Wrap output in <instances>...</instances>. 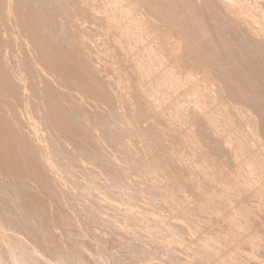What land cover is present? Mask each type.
I'll use <instances>...</instances> for the list:
<instances>
[{
	"label": "bare ground",
	"instance_id": "obj_1",
	"mask_svg": "<svg viewBox=\"0 0 264 264\" xmlns=\"http://www.w3.org/2000/svg\"><path fill=\"white\" fill-rule=\"evenodd\" d=\"M163 1L166 9L164 10L166 12L170 14H174V12L176 11L186 12L187 16L186 15L182 16L179 18L180 19L179 20L163 15L159 3V2L163 3ZM175 1L177 2L178 5L174 6L171 4L170 0H0V17H2L0 19V264H52V263L79 264L81 262L83 263V261H81L82 258L86 259L87 257H88V259H86L87 261L91 259L90 261L91 264H97L96 262H94L96 261V259H94V261L92 262V259L97 254L93 250H92V252H94L93 254L96 253L94 257L93 255H91L93 258L91 256L90 258L89 256L84 257L85 254L83 255L81 253L83 255L81 256V254L78 253L79 252L78 247L82 239L83 241H86L88 245L89 243H91V241H89L88 243L86 237L85 240L83 237H80V239H78L79 237L77 238L79 234L82 235V233H79V231H81V229L78 228L79 225H76L78 228L77 230L74 229L75 226L74 223H76L79 219L77 218L78 220L76 219L77 221L75 222L74 219L75 217L73 218L71 214L72 212L69 211L71 200L67 201L65 199L67 195L66 196L64 195V193L68 192L71 188L70 189L68 188L69 190L66 189V191L64 189L63 191L62 190L63 188L59 186L58 180L60 179L59 181H61L63 175H66L68 173H69L68 177L70 179H72L74 175L76 176L75 174L76 172L79 173V175L81 173L82 177L84 176V178H86V181H89V185L87 184L88 187L86 188L93 189V191L86 189L87 191L90 192L88 193L90 194V196L87 194V192H83V193H81L82 191L79 192L81 186L83 187V188L81 187V189H85L83 185H85L86 182L83 183V185H81L83 182L82 180L85 181V179L79 177L80 179H82L79 181L78 178L79 175L77 174L76 178H78V182L77 181L76 182L80 183L81 186L77 185V183L75 182V180H77L75 176L73 177L75 178L73 179V181L79 189L78 195H80L81 197L88 195L86 196V198L88 197L87 200L89 202L90 199L89 197H91L93 200L95 198L98 199V197L100 199V196H102L103 192H105L107 194H104L105 196L103 195L100 199V201L103 203H101L99 200L96 202L93 201L92 199L91 200L97 204L98 202H100L101 204H103L101 206H104V204L106 203L111 205L109 199L111 198L113 199L115 197V196L112 197L115 189L114 186L120 183V185L116 186L117 189L119 186L122 187L124 185V184L122 185L123 182H125V184L129 183L126 182L127 176H125L126 179L123 178L124 177L123 173H125L126 171L123 173L119 172L121 168L124 166H121V164H119L121 168L118 170V167L116 165L118 160L117 162L114 159L112 160L113 158L112 156L115 155L114 152L117 150V149L113 150V148L114 147L117 148V144H118L116 141L115 143L113 141L114 139L116 140L117 137L116 135H119L116 134L117 129L115 128V132H114L112 130L114 128L112 127L114 125H118V123L115 122L117 119L120 118L124 120L125 118H127L128 116L127 114L129 112L132 113V115H130L129 117L133 116V112H134L135 114L133 117H136L137 120L145 118L146 120L149 121L151 115L150 114H149L150 116L148 115L147 110L149 111L153 110L154 112L157 111L164 112L166 110L167 111L166 115L169 116V118L171 119L172 118L177 119L178 117L181 118V116L182 117L184 116V118L186 116L190 119V123H191L190 126H193L195 128L194 131L197 133L198 139L200 138L204 142H206L205 144L207 145L206 146L207 151L213 157V159L211 158L212 159L211 164L209 162H208L209 164L206 163L205 160L204 164L201 163L202 166L199 167L203 171L207 172L208 170L207 173L211 177L210 179L214 181L216 180V184L218 183V186L216 187V189H214L211 192V194H209V197L208 198L205 197L208 199V201L210 200V202L212 203V205L210 204L212 206V208H210L211 212L217 213L219 215L221 214L222 217L224 216L223 214L226 213V217L229 220V223L227 224L228 226L225 225V227H227V230L226 229L225 230L228 233L227 235L226 234L224 235L228 237L227 238L228 241H230L232 244L240 243L242 246V244H244L242 243V241H244L245 243L247 242V244H249L248 246H251L250 247L251 250H253L255 247L256 249L262 248L258 246H262L261 241L264 238L263 237L264 226L262 224L264 223L258 225L257 224L258 221L253 219L254 218L253 214L256 212L254 211L255 209L259 210L260 208V211L262 210L264 211V0H175ZM198 1L202 3L201 7L197 5ZM67 6L69 7L70 11H72V14L74 13L73 15L69 13L71 17L74 15L80 16L81 17L80 20L82 22H83L82 18L85 20L90 18L91 21L88 20L90 21V23L91 22L94 23L93 22L94 20L97 21V23L95 22L94 27L97 25V30L99 28L103 31V35L102 34L101 35L105 38L107 44H109V47L106 48L104 44L103 45L105 48L104 52H102L103 49L100 50L101 52L98 50L96 51L100 52V54L102 53L103 56H105L104 53L107 54L108 60H110L109 57L112 59L111 64L108 63V60H106L107 65H105L106 62L103 63V65L107 67L108 64H110V66L113 67L114 71L118 72V73L116 72L118 74L117 83L116 81H114L115 82L114 84L109 80L108 78L109 75L107 76L105 74L106 72L105 67H102V64L100 63L99 59H97V61L101 65L97 63L96 59L93 57L92 51H90L89 47L84 44L86 42V41L84 42L85 39L84 36H82L84 34L82 35L80 34L81 31L78 29L77 22L76 21L74 22V20L71 19L70 17L69 19L73 20L72 22L73 24H70L69 19L67 21L64 19L65 15L60 16L61 15L60 13L65 12ZM200 12L203 13V15L201 13V17L199 16ZM66 15L68 17V13ZM7 18L12 20L11 24L9 19H8L9 22L7 20L6 22L8 23H5L4 20ZM61 19H63L67 23L69 22L70 24L69 26L71 27H69L68 24H66L65 22H64L65 24H61L63 23ZM59 21L61 23H59ZM67 29H69L70 31ZM75 29L80 31L79 35H77L78 31ZM88 29H90V31L92 30V28H88ZM88 31H86L87 35H88ZM87 35H86V40L88 43ZM97 35L99 36V34ZM92 39H89V41L90 40L92 41ZM96 40H98V38H96ZM91 45L93 46L94 44H90V46ZM109 48H113L111 53L107 52ZM99 56L96 55V58L97 57L100 58ZM119 85L120 87L121 85H123L122 87L125 88V90L127 91L129 90L128 96L130 100L128 102L126 101L127 103L123 104V106L120 105L122 102H119L121 100V96L118 95L117 93ZM180 95L184 96V100H182L183 98L178 99ZM118 97L120 98V100H118ZM122 97L124 99V96ZM186 101L188 102V104L189 102L193 104L192 114L183 107V104ZM99 108L103 113H100L101 111L98 110ZM90 109H94L95 113L93 112L92 114ZM118 109L125 110V113L123 112L122 114L120 113L121 115H117L119 114L116 111ZM97 110L98 113H100V115L97 113ZM219 115H221V118H219ZM112 116L115 117L113 118L115 119L114 120L115 124L113 121H110ZM160 117L161 116H159V118ZM107 118L110 119L108 120ZM188 118L184 120H187ZM122 120H120L119 122H121ZM151 120L153 119H150V121ZM158 121L160 120L158 119ZM161 121L164 122V120ZM166 121L168 124L169 120ZM142 122L143 121H141V123ZM164 123H165L164 125H166V122ZM170 123L168 124L169 127H170ZM147 124L149 123L147 122ZM157 124L159 125V123ZM215 124H218V126ZM149 125H151V123ZM219 125H221V127H219ZM151 126L154 125L152 124ZM216 126L217 128L219 127V129H216L215 128ZM138 127L139 126L134 125L133 128L138 129ZM141 127L142 126H140V128ZM165 127L167 128V126ZM169 127L165 129L168 130ZM152 128L149 127V129L151 130L147 132V135L148 133H150L155 138L161 139V136H159L158 138L157 135V133L160 131L159 127H158L159 131L158 132L156 131V133H154L155 130L153 131ZM149 129L146 128V130ZM120 131H121L120 133H122L123 135L124 132H122V130ZM168 132L169 134H171L170 129ZM113 133H115V135H113ZM126 133L127 132L124 133L125 137H126L125 135ZM129 133L130 134L128 135L130 139V135H132L133 133L132 134L131 132ZM141 133L142 132L140 131L139 134L141 135ZM160 134H164V133L162 132ZM112 135L116 137L114 138ZM120 135L118 136V141L119 140L121 141V139H119ZM147 135L146 137L144 135V137L147 138ZM112 137L114 139L112 141V144H110ZM127 137L126 140L130 141L131 139L129 140L127 139ZM149 137L151 136H148V138ZM122 138L124 137L122 136ZM180 138L182 139V136H180ZM140 140H142V138ZM124 142L126 141L124 140ZM155 142H157V140ZM162 142L164 144V140L163 141L161 140V143ZM119 143L122 144V142ZM231 143L232 144L234 143L233 147ZM121 144H119V146H122ZM160 144L158 143V145ZM47 145H49V147H47ZM112 145H114V147ZM124 145H125L124 147H126V144ZM148 145L150 144L148 143ZM119 146H118V151L120 149L121 150L120 153L123 150L127 151V149L131 148L130 145H128L129 148L126 147L127 149L124 147H122L124 149H121ZM151 146L149 147L153 148ZM109 147H112L111 148V151L113 152L112 154L110 153L111 151H109ZM137 147L139 146H136V148ZM143 147H144V142H143ZM126 151H123L122 153L126 155L125 154ZM133 152L136 153L134 150ZM127 154H130V151H128ZM137 154H139V151ZM171 154L174 153L172 152ZM121 157L122 159L118 158L119 162H121L123 159L126 160L128 156L126 158H124L125 156L124 157L121 156ZM139 158L140 157H138V159ZM178 158L179 157L174 159H178ZM222 158H226L225 163L227 162L229 165L228 164L225 165L230 166V167H226V169L227 168L229 169V170L227 169L228 171L226 170V174L223 173L224 172L223 170H225L222 164L223 162L221 163L222 165L218 164L219 162L216 163L218 160H222ZM151 159L153 160V158ZM165 160H168L166 159V156H165ZM162 161L160 162V164L163 163ZM188 161L190 162V160ZM142 162H146V161L143 160ZM135 163L138 164V161ZM152 163L153 161L150 162V164ZM158 163L159 161L155 163L156 166L155 164L152 165H154V167L156 168L158 167L157 166ZM150 164H146V165L148 166ZM213 165H216V167H218L219 169H215ZM132 167L134 168L135 166ZM146 167L144 169H146ZM147 168L151 169L152 167L150 165V167ZM162 168L163 167H161V169ZM179 168L181 169L182 167ZM136 169L133 171H136ZM157 170L159 171L160 168ZM142 171L144 173L147 172L150 173V171H146V172L144 170ZM154 171L155 170H153V172ZM71 173H73V175ZM129 173L131 175V172ZM150 174L152 175V177L155 174L154 178L156 177L155 172L154 174L153 173ZM203 174L201 177H203ZM221 174L223 175L222 177ZM126 175L128 174L126 173ZM137 176L139 175L137 174ZM143 178L144 177H142V179ZM189 178L191 179V177ZM99 179L103 181L102 184H100L101 181H99ZM132 179L135 178L132 176L130 180ZM64 180L65 179H62L61 181L62 185L64 184L63 183ZM66 181L68 182V180L66 179L64 181L65 184ZM70 181H71V185H73L74 183L72 182V180ZM96 181H98L99 183L98 182L96 183ZM152 181L154 182V180ZM152 181L150 180V182ZM198 182L200 183V181ZM136 183H139V180ZM142 183H145V181ZM68 185L69 184L67 183V186L65 185V187L67 188ZM75 186H72L75 188V190L74 188H72L74 191L77 190L76 189L77 187ZM98 186H101L104 190L102 191V193L101 192L98 193L99 196L98 195L95 196L94 193L97 192L96 190L98 191L102 190L99 189ZM128 186L130 185L128 184ZM128 186L125 185V187L123 186V188L126 190L127 189L126 187ZM134 186L136 188V185ZM139 186L141 187V185ZM109 187H114V189L111 188L113 190L111 195H109L111 191H109L110 193L107 192L108 189L111 190ZM140 187L139 189L144 188V186H142L141 188ZM197 187L199 188V186ZM123 188L121 192H124ZM132 188H133L132 190H134V187ZM129 189L131 190V188ZM151 189L152 188H150V190ZM144 190L147 194L146 188ZM72 191H70L71 198L73 197L72 195L75 194L74 192L72 193ZM62 192L64 193L62 194ZM172 192L168 195L170 201L175 198L174 197L175 195L173 196L174 192L173 193ZM91 194L92 196L93 195L94 196L92 197ZM132 194L134 193L131 192V195ZM141 194L142 193L138 195L141 196ZM60 195L65 196L63 197L65 201L63 200L62 197H60ZM78 195L77 197L74 195L75 196L74 198L78 199ZM121 195L122 194H120V196ZM131 195H130L131 198L135 196V194L132 196ZM155 195L157 196V194ZM109 196H111V198H109ZM104 197H106L105 198L106 203L102 201V198ZM74 198H72L71 201L73 202V204L78 201V200L73 201ZM86 198L84 199V197L83 198L79 197V199H81L79 201L81 202L83 200L85 201ZM117 198L118 197L114 199L117 201ZM120 198L121 197H119V201ZM122 198L121 200H123ZM187 198H185V200ZM114 199L112 203L115 202ZM62 200L65 203L67 201V204H63ZM137 200L138 199H136V201ZM166 200L163 201V204ZM61 201H62V205L60 203ZM179 201L181 202V200ZM208 201H207V207L209 206ZM49 203L50 204L53 203L52 205H54L55 203V207L54 206L51 207ZM95 203H93L92 205V202H90L92 206L88 203L87 204L90 206V208L94 207L96 209V205H94ZM136 203L138 204V202ZM175 203L177 202H174L173 205ZM77 204L75 203V206ZM131 204L129 205V207L131 206ZM203 204H205V202ZM256 204L258 208L255 206ZM63 205L68 207V211L71 213H69L68 211L64 212V209L62 210ZM88 205L87 207L89 208ZM80 206L81 205H79V207ZM101 206L99 208H101ZM123 206L124 205H122V207ZM53 207L54 209L55 208L56 209L54 210ZM84 207L86 206L84 205ZM108 207L110 206L108 205ZM175 207H177L178 209L177 205H175ZM51 208L53 209V212H50ZM80 208L79 211H82L83 209L81 208L82 210H80ZM90 208L89 211L94 209V208L91 209ZM204 208L203 206L201 207V209L205 210L206 208L205 209ZM104 209L105 206L103 210ZM146 209L148 208H146L145 206V210ZM165 209H167L166 206ZM65 210H67V208ZM85 210L88 211L87 209ZM100 210L102 211V209ZM151 210L149 209V211ZM187 210L186 213H184L185 215H189V213H191L188 210L189 213L187 214ZM111 211L114 212V210L112 209ZM173 211L175 212V210ZM67 212L71 215H68ZM135 212H137V210ZM139 212L141 211H138V213ZM183 212H185V210ZM183 212L182 213L179 212V214L182 215ZM94 213L91 214L94 215ZM97 213L95 214L99 216L100 212L98 213L99 215ZM74 214L77 215L76 213ZM107 215L109 216V214ZM107 215L105 216L106 219L109 218ZM110 216L111 218H113L112 217L113 214ZM134 216L132 218L133 220H134ZM193 216L194 215H192V217ZM260 216L259 217L257 216L258 218H260L259 220H261L262 218ZM94 217L96 216L94 215ZM178 217L177 215H175V219H177ZM198 218L199 217H197V220ZM100 219H102V217ZM141 219L143 218L141 217ZM187 219L189 220L191 225H193L192 224L193 220L191 221L189 217L186 216V220ZM119 220L121 219H118V221ZM123 220L125 221L127 220V218ZM197 220H195V223L197 222ZM81 221L79 223H81ZM200 221L202 223V221L204 220H200ZM215 221H217V219ZM105 222H107V220H105ZM148 222H153V221H148ZM189 222L187 221V223ZM76 224H78V222ZM102 224L100 223V225ZM125 224L127 223H124L123 225ZM137 224L138 223H136V225ZM151 225L153 226V224ZM67 226L70 227L73 226V229L67 231L64 229L65 227L67 229ZM148 226L145 225L144 228L146 229L148 228ZM162 226L164 225L161 226L158 225L156 227L157 229L158 227L159 228L161 227L164 230L165 226L164 227ZM55 227L56 228L63 227L62 229L64 230V232L67 231L66 233L61 231L62 237H64V235L67 236L68 233L70 234V236H72V239H70L71 241L70 240L68 241L69 242L68 244L66 240L68 239L67 237L63 240H66L64 241L66 242V245L70 244V246H72L73 244L72 246L74 247L73 249L70 246L69 247L71 249L69 248L65 249V246L60 245V242H58L60 239H57V237H59V234L58 236L56 234L57 236L56 237L55 232H53V230L56 229ZM70 227H68V229H70ZM187 227L188 226H186V228ZM193 227L194 228L196 227L195 228L196 230L198 228L196 225L195 226L193 225ZM193 227L191 228L192 232L194 229ZM151 228L153 227H150V229ZM103 229L105 228L103 227ZM108 229L109 228H107L106 230ZM148 230L149 228L146 229V231L151 235L150 232L153 231V229H151V231L149 230L150 232ZM163 230H159V232ZM169 230H167L168 231L167 235H169L168 237L170 238V240H168L170 241L169 242L170 245L173 244V242H175V244L180 243L182 245L181 243L182 239L180 240L179 238L178 240L177 237H174V233ZM199 230H201V228ZM88 231L90 230L86 231L87 235H88ZM59 232H57L56 229V233ZM154 233L157 234V232ZM195 233L198 234L197 232ZM89 234L92 236L90 232ZM139 235H141V233ZM167 235L165 234V236ZM224 235L222 237H225ZM142 236L144 235H141L140 237ZM186 236H188V234ZM218 236L219 235H217V237L215 236L210 238L208 237L209 238L208 241H210V243L212 242L213 244L211 245V247L209 245V242L206 241L207 240L206 237H205L206 240L204 241L200 240L201 242L202 241L203 242L202 243L199 242L201 244L199 248L204 249L203 251L208 250L209 252H211L210 255L213 253V251L216 252L214 253L215 255L212 254V256L214 257H216V255L219 257L217 258L218 261L216 259L214 261V263L216 264H242L243 262L242 263L236 262V259H238L237 258L238 256L236 257V255H238L239 249L241 250L240 248L241 246L239 247V245L235 244V246H232V248L234 247L233 250L225 251V246L222 247V245H224L226 239L221 237V239L223 240L225 239L224 242H222L223 240L220 241V236L219 238ZM165 238L166 237H164V239ZM148 239L150 238H147V240ZM79 240L80 242H78ZM154 240L152 239L151 241ZM155 241H154L155 244H159L157 243L158 242L157 240ZM168 241L166 240V243ZM64 242L62 243L65 245ZM95 243L94 245H96ZM162 243L163 245L166 244V243L164 244V242ZM87 244H84L83 246H86ZM185 244H187V242ZM136 245L140 246L142 244L136 243ZM152 245H149L150 248ZM217 245L221 246L222 250L224 248V250L219 251L220 248L219 249L216 248ZM92 246L93 245L91 244L90 249H92L93 247H95L96 249V246L93 247ZM156 246L157 245H155L153 249L157 248ZM81 247H80V252L82 251L83 253H85V251H83ZM133 248L132 250L135 251L136 247ZM162 248H164V246ZM99 249L101 248H98L97 250ZM196 249L197 248H195V250ZM138 250H136L135 252L140 254L141 250L139 251L140 253L138 252ZM177 250L179 251L180 249ZM198 251L200 253V251L202 250H198ZM243 251L244 250L239 252H243ZM220 252L221 255L219 254L220 255L219 256L217 253ZM252 252L254 251H251L249 253ZM195 253L197 254L196 256H199L198 255L199 253H197L196 251ZM262 253H264V251ZM90 254L92 253L90 252ZM183 254H185V252ZM101 255L99 254V256L97 257H100ZM170 255L174 256L171 252L168 256ZM79 256H81L80 259L81 262H79V258H80ZM140 256H142V254H140ZM140 256L138 258H140ZM247 256H251V255L247 253ZM247 256H245L246 259L250 258L251 261L252 260L251 257H247ZM253 256H255L254 253ZM257 256H255V258ZM76 258L78 259L79 263H77ZM175 258H179V257H175ZM244 259L245 258H243V260ZM252 261H256V259ZM90 262H87V264H89ZM169 262L171 263L172 261ZM209 262L211 261L209 260ZM165 263L168 264L167 261Z\"/></svg>",
	"mask_w": 264,
	"mask_h": 264
},
{
	"label": "rangeland",
	"instance_id": "obj_2",
	"mask_svg": "<svg viewBox=\"0 0 264 264\" xmlns=\"http://www.w3.org/2000/svg\"><path fill=\"white\" fill-rule=\"evenodd\" d=\"M170 2H171V4L172 5H178L177 4V2L175 1V0H170ZM173 2H174V4H173ZM160 3V9L162 10V14L163 15H165V16H167V17H170V18H174V19H179L180 17H182V16H187V14H186V12H180V11H176V12H174V14H170V13H168V12H166L165 10V5H164V1H163V3H161V2H159ZM165 4H166V2H165ZM171 5V6H172ZM197 5L198 6H200L201 7V5H202V3L200 2V1H198V3H197ZM165 9V10H164ZM67 11V12H66ZM201 11V10H200ZM68 13V17H67V14ZM69 13H71V15H73L72 14V11H70V9H69V7L67 6V9H65V12L64 13H60L61 15L60 16H64V19L67 21L70 17H71V15H69ZM198 13V12H197ZM201 13L202 12H200L199 14H196V15H199L200 17H201ZM202 15H203V13H202ZM72 17H75V18H72ZM71 17V19H73L74 20V22L76 21L77 22V24H78V29L81 31V35L82 34H84V35H82V36H84V44L86 45V46H88L89 47V50L90 51H92V54H93V57L96 59V61H97V59H99V61H100V63L102 64V67H105V69H106V72H105V74L108 76V78H109V80L112 82V83H114L115 84V82L114 81H116V83H117V78H118V72L117 71H114V69H113V67L112 66H110V64H111V61H112V59L109 57V59L110 60H108V56H107V54H105L104 53V55L105 56H103L102 55V53L100 54V50H102V52H104L105 51V48H104V46L107 48V47H109V44H107V41L105 40V38L102 36L103 35V31L101 30V29H99L98 28V30H97V25L94 27V25H95V22L97 23V21L96 20H94L93 22L94 23H90V21H91V19L90 18H88L87 20H85V19H83L82 18V20H83V22L80 20L81 19V17L80 16H72ZM2 17H0V19H1ZM9 18H11V17H9ZM9 18H7V19H5L4 21H5V23H8L9 22V20H10V24L12 23L11 21V19H9ZM63 18V17H62ZM9 19V20H8ZM71 19H69V21H70V24H73L72 22H73V20H71ZM8 20V22H6ZM60 20V19H59ZM88 20H90V21H88ZM180 20V19H179ZM61 21L63 22V23H61L60 21H59V23H61V24H68V26L70 25L69 24V22L67 23V22H65L63 19H61ZM80 21H81V23H80ZM65 22V23H64ZM89 22V23H88ZM84 23V24H83ZM86 24V25H85ZM90 24V25H89ZM66 27H67V25H66ZM69 27H71V26H69ZM68 27V28H69ZM92 28V30L90 31V29H88V28ZM81 28V29H80ZM87 29V30H86ZM93 29H94V31H93ZM67 30H69V29H67ZM75 30H77V29H75ZM79 30H77L78 32H77V35H79ZM82 30H83V32H82ZM88 31V35H87V32L86 31ZM96 30H97V32H96ZM100 30V31H99ZM70 31V30H69ZM93 31V32H92ZM85 32H86V34H85ZM92 32V33H91ZM96 32V33H95ZM95 33V34H94ZM97 34H99V36L97 35ZM102 34V35H101ZM80 35V36H81ZM86 35H87V39H88V43H87V40H86ZM94 35V36H93ZM98 36V37H97ZM98 38V40H96V38ZM93 38V39H92ZM89 39H92V41L90 40L89 41ZM93 40H94V42H93ZM96 40V41H95ZM89 42H90V44H94L93 46L91 45L90 46V44H89ZM97 42V43H96ZM101 42V43H100ZM109 43V42H108ZM88 44V45H87ZM100 44V45H99ZM105 44V45H104ZM104 45V46H103ZM107 45V46H106ZM98 46V47H97ZM101 47V48H100ZM112 49L113 48H109V50H107V52H109V53H111V51H112ZM96 50H98V51H100V52H98V51H96ZM93 52H95V53H93ZM96 53H98V54H96ZM96 55L97 56H99V55H101V56H99L100 58H96ZM102 56H103V58H102ZM105 58V59H104ZM101 59V60H100ZM105 60V61H104ZM106 60H108V63H110V64H108V66L106 67V66H104L103 65V63H105V65H107V61ZM97 63H99L98 61H97ZM99 63V65H101ZM111 69V70H110ZM108 70V71H107ZM111 71V72H110ZM108 72V73H107ZM117 72V73H116ZM111 73V74H110ZM123 85H121V87H122ZM120 87V85H119V88H118V90H117V93H118V95H120L121 96V100H120V96L118 97V100H120L119 102H122L120 105L121 106H123V104H125V103H127L130 99H129V94H128V91L127 90H125V88H121ZM123 90H121V89ZM120 92V93H119ZM126 92H127V95H126ZM124 95H123V94ZM122 94V95H121ZM122 96H124V99H123V97ZM128 96V97H127ZM179 97V96H178ZM182 99V100H184V96H181L180 95V97L178 98V99ZM127 101V102H126ZM191 103L189 102V104H188V102L186 101L184 104H183V107L185 108V109H187L189 112H191V114H192V110H193V104H191ZM189 108V109H188ZM91 110V112H92V114H93V112L95 113V110L94 109H90ZM99 111H101V109L99 108L98 109ZM98 110H97V113H98ZM117 111V113H119V114H117V115H121L123 112L125 113V110H123V109H118V110H116ZM121 111V112H120ZM153 111V110H152ZM151 110L149 111V110H147V113H148V115L150 114L151 115V117H150V119H153V120H151L150 121V119H149V121L148 120H146L145 118H143V119H136V117H133L134 116V112H133V116H131V117H129L130 115H132V113L131 112H129L127 115V118H125L124 120H126V121H124V120H122V119H117L115 122L116 123H118V125H114L115 124V122H114V120L115 119H113V118H115V117H111V120L110 121H113L114 122V126L112 127V128H114V129H112L114 132H115V128L117 129L116 131V134H121L120 135V138L119 139H121V141L119 140L118 141V136L119 135H116V136H113V135H115V133H113V137L115 138L116 137V140L112 137V140H111V143L110 144H112V141H113V139H114V143H115V141L118 143L117 144V148H115L114 147V145H112L114 148H113V150H116L115 152H114V156H112L111 158H112V160L114 159L116 162H117V160H118V162H117V167H118V170L121 168V166H124V167H122L121 168V170L119 171V172H125V173H123L124 175V179H126L127 178V181L126 182H129V183H126L125 184V182H123L122 183V185L125 187V185H127L128 186V184L130 185V186H132V187H134V190H132L133 188L132 187H130V186H128V187H126L127 189L125 190L124 188H123V186L121 187V186H119L117 189H116V186H118V185H120V183L118 184V185H116V186H114L115 187V189H114V187H109L110 189L112 188V189H114V192H115V194H114V192H113V195H112V197H114L115 199H116V197H118L117 198V201L114 199V201L115 202H113L112 203V201H113V199L111 198V196H109V198H111V199H109V201L111 202V205L110 204H107L106 202H105V198L107 197H104V198H102V201H104V203H106L107 204V206H106V204H104V206H105V209L103 210V208H104V206H101V205H103V204H101V203H103V202H101L100 201V199H101V197L104 195V194H107V193H105V192H103V194H102V196H100V199H99V197H98V199L97 198H95L94 200L91 198V197H89L90 199H89V202H88V197L86 198V196H90V194H88V193H90L89 191H87V190H91V191H93V189H87L86 187H88L87 186V184L89 185V181H86V178H84V176L82 177V174L80 173V175H79V173H75L76 174V176H77V174L79 175L78 176V178L80 177H82L83 179H85V181L84 180H82V179H80L79 178V181L80 180H82L83 182H82V184L81 185H83V183H85V185H83L84 187H85V189H81V185H80V183H77L78 182V178H76V176H75V178L77 179V180H75V182L77 183V185H80L79 187H80V190L78 189V187H77V185L74 183V181H73V179H75V178H73L72 177V179H70L68 176V174H66V175H63V178L62 179H67L68 180V182L66 181V184H65V180L63 181V183L67 186V183L69 184L68 185V187L66 188L65 187V185L63 184L62 185V183H61V181H62V179H61V181H59L58 180V183H59V186H61V188H63L62 190L64 191V189H65V191H66V189H72V188H74V187H72V186H75V187H77L76 189V191H74L75 190V188H74V190L72 191L71 189L68 191V192H62V194L64 193V195L66 196L67 195V197H65L64 195L63 196H61L60 195V197H65V199L67 200V201H72V198H74L75 196L77 197V195H78V190H79V192L80 191H82L81 193H83V192H87V194L88 195H86V196H83L84 197V199L86 198V200L84 201H79V200H81V199H79V197L80 198H83V197H81L80 195H78V199H76V198H74V200L73 201H77L78 202V204H77V202H75L77 205L75 206V203L73 204V202H71L70 201V203H71V205L69 206V211H71V212H69L68 211V207H66L65 205H63L62 206V210L64 209V212H66V211H68L69 213H71L72 214V216H73V218L75 219V222L79 219L80 221H81V223H83V224H81V223H79L80 221L78 220L77 222H78V224H76V223H74L75 224V226L76 225H79L78 226V228L79 229H81V231H87V230H90V231H88V235H87V232L85 231V233H84V231L83 232H81V231H79V233H82V235L81 234H79V236H77V238L78 239H80V237H83L84 238V240H85V237H86V240H88V243H89V241H91V243H89V245L87 244V242L86 241H83V239H82V241H81V243H83V244H79V247H78V249H79V252L78 253H82L83 255H84V257L86 256H89V258H90V256L91 255H93V257H94V255L96 254V256L93 258L92 256V262L94 261V259H96V261H94V262H96L97 264H152V263H155V264H159V262H160V264H166L165 262L167 261L168 262V264H186V262H187V264H199V263H201V264H216V263H214V261H215V259L218 261V259L217 258H219L217 255H216V257H214V256H212V254L213 255H215L214 253H216V252H214L213 251V253L210 255V253L211 252H209L208 250H205V251H203L204 249H201V248H199L200 247V243L199 242H201L200 240H206V238H207V242H209V245H210V247H211V245H213L212 244V242L210 243V241H208V239L210 238V237H217V235H219L220 236V241H222L223 239H221V237L224 235V234H226L227 235V227H225V225L226 226H228L227 224L229 223V220L227 219V217H226V213L225 214H223L224 216L222 217V215L220 214H217V213H212L211 212V210H210V208H212V203L210 202V200L208 201V197H209V194H211V192L214 190V189H216V187L218 186V183L216 184V180L214 181V180H212V179H210L211 177L209 176V174L207 173L208 172V170H207V172L206 171H203L202 169H200L199 167H201L202 165H201V163L202 164H204V161L206 162V163H210L211 164V162H212V159H213V157L211 156V154L207 151V148H206V142H204L202 139H198V137H197V133L194 131V127L193 126H190V119L188 118V117H186L185 116V118H184V116L182 117L181 116V118H177V119H175V118H169V116H167L166 115V113H167V111L165 110L164 112H152ZM188 112V113H189ZM96 113V114H97ZM100 113H103L102 111L100 112ZM100 113H98L99 115H100ZM121 113V114H120ZM146 113V114H147ZM158 113V114H157ZM161 113V114H160ZM95 114V115H96ZM155 114V115H154ZM190 114V113H189ZM102 115H104V114H102ZM149 115V116H150ZM158 115V116H157ZM166 117H165V116ZM159 116H161V117H165L164 119L163 118H159ZM125 117H126V115H125ZM160 120V121H158V119ZM131 118V119H130ZM155 118V119H154ZM186 118H188L187 120H184V119H186ZM219 118H221V115H219ZM108 120L110 119V118H107ZM157 119V120H156ZM180 119V120H179ZM120 120H122L121 122H119ZM129 120V121H128ZM130 120H131V122H130ZM161 120H164V122H166V125H164L165 123L163 122V121H161ZM166 120H169L168 121V124L170 123V121L171 120H173V121H171V123H170V127H169V125L167 124V121ZM141 121H143L142 123H141ZM155 121H158V122H155ZM128 122H130V123H128ZM133 122V123H132ZM137 122V123H136ZM138 122H139V124H138ZM147 122L150 124L151 123V125L153 124L154 126H151V125H149V124H147ZM161 122V123H160ZM189 122V123H188ZM157 123H159V125L157 124ZM130 124H132V125H130ZM141 124V125H140ZM134 125L135 126H139L138 127V129H135V128H137V127H135V128H133L134 127ZM144 125H145V127H144ZM161 125V126H160ZM164 125V126H163ZM215 125H217L218 126V124H215ZM117 126V127H116ZM140 126H142L141 128H140ZM150 128H152L153 129V131H154V133H156V131L158 132L159 130H158V127H159V129H160V131L157 133V135H158V138H159V136H161V139H157V138H155L153 135H151L150 133H148V135H147V132H149L151 129H149V127ZM156 126V127H155ZM165 126H167V128L169 127V129H170V133L171 134H169V129L168 130H166L167 128L165 127ZM189 126V127H188ZM217 126L215 127L216 129H219V127H221V125H219V127L217 128ZM155 127V128H154ZM162 127V128H161ZM163 127H165V128H163ZM171 127H172V129H171ZM145 130H144V129ZM146 128H148L149 130H146ZM193 128V129H192ZM122 130V132H127L125 135H126V137H127V139H129V135L128 134H130L129 132H131V134L132 135H130V141H128V140H126V137L124 136V133H123V135H122V133H120L121 131L120 130ZM137 131V130H139V131H135V130ZM143 129V130H142ZM163 129V130H162ZM166 131H165V130ZM191 129V130H190ZM162 130V131H161ZM178 130V131H177ZM220 130H221V128H220ZM119 131V132H118ZM136 133H135V132ZM142 132L141 133V135L139 134V132ZM146 131V132H145ZM164 133V134H160V133ZM172 132H173V134H172ZM175 132V133H174ZM178 132V133H177ZM146 133V134H145ZM166 133V134H165ZM188 133V134H187ZM196 133V134H195ZM135 134V135H134ZM136 134H137V136H136ZM150 134V135H149ZM160 134V135H159ZM189 134H191L192 135V137H191V135H189ZM139 135V136H138ZM144 135H145V137H146V135H147V138H145L144 137ZM164 135V136H163ZM170 135H172V136H170ZM122 136L124 137V138H122ZM148 136H151V137H149L148 138ZM170 136V137H169ZM175 136H178V137H175ZM180 136H182V139L180 138ZM133 137V138H132ZM135 137H136V139H135ZM139 137H141L142 138V140H140L141 138H139ZM144 137V138H143ZM162 137H163V139H162ZM174 137H175V139H174ZM184 137H185V139H184ZM153 139V140H151V139ZM154 138H155V140H154ZM167 138V139H166ZM186 138H187V140H186ZM192 138H194V139H192ZM123 139V140H122ZM192 139V140H191ZM197 139V140H196ZM124 140L127 142H124ZM157 140V142L160 144L161 143V140L163 141L164 140V144H163V142L160 144V145H158V143L157 142H155ZM167 140V141H166ZM179 141V142H178ZM183 141V142H182ZM188 141V142H187ZM119 142H122V144L121 143H119ZM129 142V143H128ZM143 142H144V147H143ZM183 144H182V143ZM184 142H185V144H184ZM190 142H191V144H190ZM113 143V144H114ZM126 144V147L127 148H129L128 147V145H130V147L131 148H129V149H127L126 147H124L125 145L124 144ZM132 143V144H131ZM148 143L150 144V145H148ZM188 143V144H187ZM119 144H121L122 146H119ZM147 145V147H146V145ZM167 146H166V145ZM192 144H193V147H192ZM232 144V143H231ZM234 144V143H233ZM232 144V147L234 146ZM152 145V146H151ZM156 145V146H155ZM180 145H183V146H180ZM118 146L121 148V149H124V148H126L127 149V151L126 150H123V151H126V155H124V153H120V149H119V151H118ZM136 146H139V147H137L136 148ZM149 146H151V147H153V148H150ZM159 146V147H158ZM166 146V147H165ZM47 147H49V145H47ZM122 147H124V148H122ZM144 149H143V148ZM196 147V148H195ZM111 148L112 147H109V151H111ZM136 148V149H135ZM147 150H146V149ZM158 148V149H157ZM180 148V149H179ZM46 149V148H45ZM152 149V150H151ZM154 149H156V150H154ZM184 149V150H183ZM188 149V150H187ZM133 150L136 152V153H134L133 152ZM142 150V151H141ZM175 150V151H174ZM193 150V151H192ZM48 151H49V149H48ZM128 151H130V154H127L128 153ZM131 151H132V153H131ZM138 151H139V154H137L138 153ZM146 151V152H145ZM182 151H183V153H182ZM145 152V153H144ZM151 152V153H150ZM174 153V154H171V153ZM192 152V153H191ZM199 152V153H198ZM111 154L113 153L112 151L110 152ZM116 153H118V154H116ZM120 153V154H119ZM156 153H157V155H156ZM182 153V154H181ZM194 153H196V154H194ZM123 154V155H122ZM133 154H136V155H133ZM184 154V155H183ZM187 154V155H186ZM198 154V155H197ZM202 154V155H201ZM210 154V155H209ZM120 157H119V156ZM139 155V156H138ZM148 155V156H147ZM150 155H152V156H150ZM170 155V156H169ZM179 155V156H178ZM180 155H181V158H180ZM186 155V156H185ZM193 155V156H192ZM209 155V156H208ZM121 156H125L124 158H126L127 156V161L126 160H120L121 162H119V159L121 158L122 159V157ZM136 156H138V157H140L139 159H138V157H136ZM142 156V157H141ZM147 156V157H146ZM159 158H157V157ZM165 156H166V159H168V160H165ZM173 156V157H172ZM184 158H183V157ZM211 156V157H210ZM117 157V158H116ZM130 157V158H129ZM134 157V158H133ZM136 157V158H135ZM149 157H151V158H153V160L151 159V158H149ZM154 157H155V159H154ZM169 157V158H168ZM171 157V158H170ZM177 157H179L178 159H174V158H177ZM119 158V159H118ZM131 158H133V159H131ZM144 158V159H143ZM147 158H149V159H147ZM157 158V159H156ZM173 158V159H172ZM212 158V159H211ZM131 159V160H130ZM138 159V160H137ZM210 159V160H209ZM225 159L226 158H222V160H216L217 162L216 163H218V164H220V165H222L223 164V167H224V169L225 170H223V169H221V170H223L224 172L223 173H225L226 174V170L228 169H226V167H230V166H228L229 164L226 162L225 163ZM143 160H145L146 162H142ZM153 161V163L152 164H155V163H157L158 161H159V163L157 164V166L158 167H154V165H152V164H150V162H152ZM155 160V161H154ZM162 160H164V161H162L163 163H161L162 164V166H161V164H160V162ZM174 160V161H173ZM179 160V161H178ZM184 160V161H183ZM188 160H190V162L188 161ZM224 160V161H223ZM130 161V162H129ZM138 161V164L137 163H135V162H137ZM157 161V162H156ZM178 161V162H177ZM182 163H181V162ZM114 162V161H113ZM115 162V163H116ZM126 162V163H125ZM135 164H134V163ZM142 162V163H141ZM174 162V163H173ZM185 162H186V164H185ZM223 162V163H222ZM132 163V164H131ZM145 163V164H144ZM181 163V164H180ZM184 163V164H183ZM208 163V164H209ZM215 163V164H216ZM222 163V164H221ZM119 164H121V166L119 165ZM141 164V165H140ZM143 164V165H142ZM146 164H150L151 165V167L153 168V170H155L154 172L156 173V177L154 178V176H155V174H154V172H153V170H152V168L150 169V168H147V167H150V165H146ZM225 164H228V165H225ZM144 165H146V166H144ZM164 165V166H163ZM166 165V166H165ZM170 165V166H169ZM182 165V166H181ZM184 165V166H183ZM120 166V167H119ZM125 166H126V168H125ZM132 166H135L134 168L136 169V171H133V170H135ZM138 166V167H137ZM144 166V167H143ZM155 166H156V164H155ZM163 167L162 169H161V167ZM195 166V167H194ZM198 168H197V167ZM214 167H215V169H219L218 167H216V165H213ZM131 167V168H130ZM140 167V168H139ZM146 167V169H149V170H146V169H144ZM179 167H182L181 169L179 168ZM155 168V169H154ZM160 168V170L158 171L157 169H159ZM167 168V169H166ZM196 168V169H195ZM125 169H129L128 171L127 170H125ZM146 170V171H150V173H153L154 175H153V177H152V175L149 173V172H147V173H144L143 171L141 172V171H139V170ZM188 169V170H187ZM124 170V171H123ZM152 170V171H151ZM175 170V171H174ZM229 170V169H228ZM227 170V171H228ZM145 171V172H146ZM158 173H157V172ZM180 171V172H179ZM199 171V172H198ZM201 171V172H200ZM213 171V170H212ZM129 172H131V175H130V173ZM136 172H138V173H136ZM160 172V173H159ZM174 172V173H173ZM177 172H179V173H177ZM195 172V173H194ZM204 172H206V173H204ZM126 173L128 174V175H126ZM136 173V174H135ZM143 173V174H142ZM164 173V174H163ZM169 173H170V176H169ZM190 173V174H189ZM199 173H200V175H199ZM204 173V174H203ZM72 175H73V173H71ZM137 174L139 175V176H137ZM149 174H150V176H149ZM202 174H203V177H201L202 176ZM130 175V176H129ZM141 175V176H140ZM143 175V176H142ZM144 175H146V176H144ZM149 177H148V176ZM168 177H167V176ZM191 175V176H190ZM207 175V176H206ZM64 176H66V177H64ZM125 176H127L126 178H125ZM132 176L135 178V179H132V180H130L131 178H132ZM137 176V177H136ZM163 176H165V177H163ZM179 176V177H178ZM223 175L221 174V177H222ZM69 179H68V178ZM71 177V176H70ZM142 177H144L143 179H142ZM146 177V178H145ZM148 177V178H147ZM159 177V178H158ZM162 179H161V178ZM189 177H191V179L189 178ZM193 177V178H192ZM195 177V178H194ZM200 177V178H199ZM207 177H208V179H210V180H208L207 179ZM169 178V179H168ZM172 178V179H171ZM129 179V180H128ZM161 179V180H160ZM164 179V180H163ZM175 179H177V180H175ZM184 179H185V182H184ZM189 179V180H188ZM70 180H72V182L74 183H72L73 185H71V181ZM135 180V181H134ZM139 180V183H136L137 181ZM150 180L152 181V180H154V182H156V183H154L153 181V183L152 182H150ZM187 180V181H186ZM192 180V181H191ZM207 180V181H206ZM211 180H212V182H211ZM70 181V182H69ZM99 181H101L100 182V184H102V180H100L99 179ZM125 181V180H124ZM145 181V183H146V185H145V183H142V182H144ZM178 181V182H177ZM198 181H200V183L198 182ZM210 181V182H209ZM98 181H96V183H97ZM134 184H133V183ZM141 182V183H140ZM172 182V183H171ZM180 182V183H179ZM99 183V182H98ZM149 183H150V185H149ZM197 183V184H196ZM206 183V184H205ZM104 184V183H103ZM141 185V187L142 186H144V188H142V189H139V185ZM152 184H153V186H152ZM160 184V185H159ZM175 184H177V185H175ZM205 184V185H204ZM213 184V185H212ZM98 185V184H97ZM134 185H136V188H135V186ZM155 185V186H154ZM165 185V186H164ZM167 185V186H166ZM189 185V186H188ZM190 185H191V187H190ZM63 186V187H62ZM69 186H71V187H69ZM147 186H148V188H147ZM197 186H199V188L197 187ZM208 186H209V188H208ZM65 187V188H64ZM101 186H98V188L99 189H102L101 191L99 190H96L97 192L96 193H94L95 192V190H94V192H92V193H94L95 194V196H99V194L98 193H102V191L104 190L102 187L100 188ZM140 187V188H141ZM158 187H159V189H158ZM180 187H182V188H180ZM197 187V188H196ZM213 187V188H212ZM83 188V187H82ZM97 188V189H98ZM122 188H123V190H124V192H121V190H122ZM129 188H131V190L129 189ZM146 188V191H147V194H146V192H145V189ZM150 188H152L151 190H150ZM155 188V189H154ZM179 188V189H178ZM87 189V190H86ZM95 189V188H94ZM108 189V188H107ZM109 190L108 189V191L107 192H109V191H111V193L109 194V195H111L112 194V191L113 190ZM147 189H149V190H147ZM182 189V190H181ZM198 189V190H197ZM201 191H200V190ZM142 190V191H141ZM143 190H144V192H143ZM156 190V191H155ZM166 190V191H165ZM186 190V191H185ZM193 190V191H192ZM195 190V191H194ZM70 191H72V193L74 192L75 194H73L72 196V198H71V192ZM134 191V192H133ZM140 191V192H139ZM151 191V192H150ZM170 191V192H169ZM174 193H173V192ZM178 191V192H177ZM131 192L132 193H134L135 194V196H133L132 198L130 197V195H131ZM152 192H153V195H152ZM166 192H169V193H166ZM173 193V196L175 197L173 200H171V201H174V202H177V203H175L174 205H173V203L174 202H171L170 201V198L168 197V195L170 194V193ZM181 192H182V194H181ZM80 193V194H81ZM125 193V194H124ZM128 193H130V194H128ZM140 193H142L141 194V196H139L138 194H140ZM149 193V194H148ZM157 194V196L155 195V194ZM188 193V194H187ZM189 193H190V195H189ZM70 194V195H69ZM77 194V195H76ZM86 194V193H85ZM85 194H83V195H85ZM120 194H122L121 196H120ZM134 194H132V195H134ZM185 194V195H184ZM69 195V196H68ZM75 195V196H74ZM82 195V194H81ZM129 195V196H128ZM131 195V196H132ZM155 195V196H154ZM164 195H165V197H167V198H165L164 197ZM182 195V196H181ZM194 195V196H193ZM206 195V196H205ZM208 195V196H207ZM91 196H92V194H91ZM94 196V195H93ZM92 196V197H93ZM105 196V195H104ZM126 197V199H125V197ZM162 196V197H161ZM196 196H197V198H196ZM119 197H123L122 199L124 200H121V198H120V201H119ZM128 197H130V198H128ZM137 197H141L140 199L139 198H137ZM161 197V198H160ZM188 197V198H187ZM190 197V198H189ZM205 197H207V198H205ZM61 198V199H62ZM108 198V197H107ZM134 198H136V199H138L137 201H136V199H134ZM155 198H157V199H155ZM180 198V199H179ZM185 198H187L186 200H185ZM196 198V199H195ZM76 199V200H75ZM93 201H100V202H98V204L97 203H95V202H93ZM130 199H131V201H130ZM152 199V200H151ZM161 199V200H160ZM167 199V200H166ZM181 200V202L179 201V200ZM63 200H64V198H63ZM62 200V201H63ZM141 200V201H140ZM155 200H156V202H155ZM164 200H166L165 202H164V204H163V201ZM179 202H178V201ZM183 200V201H182ZM204 200V201H203ZM62 201L60 202L61 203V205H62ZM65 201V200H64ZM63 201V204H67V201H66V203ZM87 201V202H86ZM122 201V202H121ZM130 201V202H129ZM152 201V202H151ZM159 201H160V203H159ZM192 201V202H191ZM202 201V202H201ZM207 201H208V207H207ZM84 202V203H83ZM90 202H92V205H93V203H95L94 205H96V209H97V207L99 206V203H100V206H101V208H99L98 207V209L97 210H99V211H97L94 207H91V208H94V209H92L91 211H89V208H90V206L88 205V204H90ZM129 202V203H128ZM136 202H138V204L136 203ZM201 202V203H200ZM205 202V204H203ZM86 206V207H84V205ZM88 203V204H87ZM132 203V204H131ZM133 203H135V204H133ZM158 203V204H157ZM171 203V204H170ZM182 205H181V204ZM50 204V203H49ZM53 203H51L50 205H51V207L52 206H54L55 207V203H54V205H52ZM68 204H69V202H68ZM89 206V208L87 207V205ZM114 204V205H113ZM131 204V206L129 207V205ZM137 204V205H136ZM143 206H142V205ZM146 204V205H145ZM152 204V205H151ZM161 204V205H160ZM170 204V205H169ZM197 204V205H196ZM211 204V205H210ZM255 204V203H254ZM253 204V205H254ZM79 205H81L80 207L84 210H82L80 207H79ZM91 205V204H90ZM91 205V206H92ZM108 205L110 206V207H108ZM122 205H124L123 207H122ZM133 205V206H132ZM140 205H141V207H140ZM160 205V206H159ZM166 206V208L168 209V212H167V209H165V206ZM171 205H172V207H171ZM175 205H177L178 206V209H177V207H175ZM203 206V208L205 209V210H203V209H201V207ZM205 205V206H204ZM58 206V205H57ZM64 206H65V208H64ZM112 206V207H111ZM118 206V207H117ZM127 206V207H126ZM137 206V207H136ZM139 206V207H138ZM145 206H146V208H148V209H146L145 210ZM148 206V207H147ZM187 206V207H186ZM198 206V207H197ZM256 207H257V204L255 205ZM54 207H53V209H54ZM77 207V208H76ZM110 209H108V208ZM117 208V209H115V208ZM124 207H126V208H124ZM131 207H132V210H131ZM135 207H136V209H135ZM144 207V208H143ZM150 207V208H149ZM161 207H163V208H161ZM67 208V210H65ZM70 208H72V209H70ZM79 208H80V210H82V211H79ZM90 208V209H91ZM114 208V209H113ZM122 208V209H121ZM138 208V209H137ZM175 210V212L172 210ZM187 208H188V210L192 213H189V211L187 210ZM198 208H199V211H198ZM208 208V209H207ZM258 208V207H257ZM52 209V208H51ZM50 209V212H53V209L51 210ZM56 209V208H55ZM54 209V210H55ZM74 209V210H73ZM85 209H87L88 211H86ZM100 209H102V211L100 210ZM106 209H108V210H106ZM111 209L112 210H114V212H112L111 211ZM134 209V210H133ZM149 209L151 210V211H149ZM164 209V210H163ZM200 209H201V211H200ZM93 210H94V212L95 213H97L99 216H97L94 212H93ZM131 210V211H130ZM137 210V212H135ZM154 210V211H153ZM177 210H178V213H177ZM179 210H181V211H179ZM185 210V212H183V211ZM186 210H187V214L189 213V215H185L184 213H186ZM197 210V211H196ZM209 210V211H208ZM258 209H255L254 211H256L257 212V214H256V212L253 214V219L254 220H257L258 221V223L257 222H255V223H257L258 225H261V223H264V217H263V215H264V211L262 210V211H260V208H259V210L257 211ZM74 211V212H73ZM87 213H86V212ZM104 211V212H103ZM107 211V212H106ZM134 211V212H133ZM138 211H141V212H139L138 213ZM153 211V212H152ZM156 211V212H155ZM163 211V212H162ZM205 211V212H204ZM208 213H207V212ZM67 212V214L68 215H71V214H69ZM84 212V213H83ZM110 212V213H109ZM118 212V213H117ZM144 212V213H143ZM147 214H146V213ZM148 212H150V213H148ZM160 212V213H159ZM179 212L180 213H182L183 212V214L181 215V214H179ZM74 213H76L77 215H75ZM90 214V216H89V214ZM94 213V215L96 216V217H94V215H92V214ZM102 213H104V214H109V218L108 219H106V215H104V214H102ZM131 213H133V214H131ZM137 215H136V214ZM142 213H143V216H142ZM153 213H155V214H153ZM158 213V214H157ZM175 213H177V214H175ZM210 213V214H209ZM87 214H88V216H87ZM113 214V218H111V216L110 215H112ZM115 214V215H114ZM118 214V215H117ZM131 214V215H130ZM145 214V215H144ZM157 214V215H156ZM161 214V215H160ZM170 214H172V215H170ZM203 214V215H202ZM217 214V215H216ZM260 214H261V216H260ZM263 214V215H262ZM75 215V216H74ZM129 215V216H128ZM135 215V216H134ZM166 215V216H165ZM174 215V216H173ZM175 215H177V219H175ZM192 215H194L193 217L195 218H193L192 217ZM195 215H197V216H195ZM211 215V216H210ZM255 215H256V217H255ZM77 216V217H76ZM85 216V217H84ZM93 216V217H92ZM115 216V217H114ZM124 216H126V217H124ZM133 216H134V220L132 219L133 218ZM151 216H154V217H151ZM158 216V217H157ZM161 216H164V217H161ZM183 216V217H182ZM186 216H188L189 217V219L192 221V224L195 226H197L199 229L201 228V230H199L198 228H197V230L193 227V225H191V223L189 222V220L187 219L186 220ZM219 216V217H218ZM221 216V217H220ZM260 216V217H262L261 218V220H259L260 218H258V217ZM80 217V218H79ZM99 219H98V218ZM102 217V219H100ZM141 217L143 218V219H141ZM144 217H145V220H144ZM152 219H151V218ZM160 217V218H159ZM169 217V218H168ZM190 217H192V218H190ZM197 217H199L198 218V220H197ZM200 217H201V219H200ZM212 217V218H211ZM78 218V219H77ZM87 218V219H86ZM92 218H93V220H92ZM127 218V220H123V219H126ZM137 218H140V219H137ZM148 218H149V220H148ZM158 218H159V220H158ZM162 218V219H161ZM166 218V219H165ZM210 218V219H209ZM215 218V219H214ZM256 218V219H255ZM258 218V219H257ZM77 219V220H76ZM89 219V220H88ZM90 219H91V222H90ZM95 219V220H94ZM103 219H104V221H103ZM111 220V222H110V220ZM118 219H121V220H119L118 221ZM131 219V220H130ZM137 219V220H136ZM147 219V220H146ZM156 220V222H155V220ZM181 219V220H180ZM185 219V220H184ZM207 219V220H206ZM217 219V221H215ZM88 220V221H87ZM100 220V221H99ZM105 220H107V222H109V223H107V222H105ZM109 220V221H108ZM133 220V221H132ZM135 220H136V222H135ZM144 222H143V221ZM179 220H180V223H179ZM195 220H197V222L195 223ZM200 220H204V221H202V223H201V221ZM206 220V221H205ZM137 221H139V222H137ZM141 221V222H140ZM146 221H147V223H146ZM148 221H153V222H148ZM164 221V222H163ZM183 221H184V223H183ZM186 221V222H185ZM187 221L189 222V223H187ZM261 221V222H260ZM96 222V223H95ZM99 224H98V223ZM104 222V223H103ZM131 222V223H130ZM133 222H135V223H133ZM160 222H162V223H160ZM200 222V223H199ZM92 223V224H91ZM94 223H95V225H94ZM100 223L102 224V225H100ZM115 223V224H114ZM124 223H127V224H125V225H123ZM130 223V224H129ZM136 223H138L137 225H136ZM143 223V224H142ZM144 223H146V224H144ZM156 223H159V224H156ZM214 223V224H213ZM96 224H98V225H96ZM108 224V225H107ZM111 224H113V225H111ZM149 226H148V225ZM151 224H153V226L151 225ZM166 224V225H165ZM169 224V225H168ZM180 224H181V226H180ZM183 224V225H182ZM185 224H186V226H188L187 228H186V226H185ZM189 224V225H188ZM81 225H82V228H81ZM84 225H85V227H84ZM87 225V226H86ZM103 225H105V226H103ZM115 225H117V226H115ZM127 225V226H126ZM130 225V226H129ZM135 225V226H134ZM139 225V226H138ZM140 225H141V227H140ZM148 226V228H149V230L151 231V229H153V231L154 232H157V234H155L153 231H149L150 233H151V235L146 231V229H148V228H144V226ZM154 225H156V226H161V225H164L165 226V228H164V230L161 228H159L158 227V229L159 230H163V231H160L159 232V230L157 229V227L156 226H154ZM172 225V226H171ZM199 225V226H198ZM201 225V226H200ZM205 225H207V226H205ZM263 226H264V224H262ZM74 226V229H78L77 228V226L75 227ZM110 226V227H109ZM113 226H114V228H113ZM123 226V227H122ZM141 229H139L138 227ZM164 226H162V227H164ZM166 226H168V227H166ZM169 226H170V228H169ZM54 227V226H53ZM68 227H70V226H67V229H66V227L64 228L65 230H67V231H69V230H71V229H73V226H71L70 227V229H68ZM103 227L105 228V229H103ZM112 227V228H111ZM128 227V228H127ZM150 227H153V228H151L150 229ZM172 227V228H171ZM175 227H177V228H175ZM181 227V228H180ZM194 228L193 229V232L195 233V232H197L198 234H194L192 231H191V228ZM56 228V227H55ZM54 228V229H55ZM59 229H62L63 227H58ZM58 228H56L57 229V232H59V233H56V229L55 230H53V232H55V236H56V234H57V236H58V234H59V237H62V235H61V233L62 232H64V230L62 229V230H59ZM84 228H86V229H84ZM98 228V229H97ZM107 228H109L108 230H106ZM136 228V229H135ZM145 229V231H144V229ZM167 228H169V229H167ZM179 228V229H178ZM183 228H185V229H183ZM189 228H190V231L192 232H190L189 231ZM203 228V229H202ZM114 229V230H113ZM187 229H188V232H187ZM205 229V230H204ZM212 229V230H211ZM221 229H222V231H221ZM226 229V230H225ZM121 231V232H119V231ZM127 230H129V231H127ZM137 230V231H136ZM166 230V231H165ZM167 230H169V231H172L173 233H174V237H177L178 238V240H179V238H180V240H181V243H182V245L179 243H177V244H175V242H173V244H171L170 245V241H168V240H170V238L168 237L169 235H167ZM196 230V231H195ZM224 230V231H223ZM62 231V232H61ZM67 231H65L64 233H66ZM94 231V232H93ZM101 231V232H100ZM112 231H113V233L115 234V236H114V234L112 233ZM143 233H142V232ZM177 231H178V233H177ZM199 231H200V234H199ZM203 233H202V232ZM77 232V231H76ZM89 232L92 234V236L89 234ZM138 232H139V234L141 233V235H144V236H142V237H140L141 235H139L138 234ZM182 232V233H181ZM211 232V233H210ZM225 232V233H224ZM63 233V234H64ZM78 233V232H77ZM94 233V234H93ZM118 233H119V235H118ZM146 233H147V235H146ZM154 233V234H153ZM179 233H181V234H179ZM183 233H185V234H183ZM214 233V234H213ZM165 234L167 235V236H165ZM188 234V236H186ZM191 234V235H190ZM211 234V235H210ZM222 234V235H221ZM68 235L70 236V234L68 233ZM66 236V235H64V237H62V238H59V237H57V239H60L58 242H60V245H62V246H65V249L66 248H69V249H71L70 247H72L73 246V244H72V246H70V244L69 245H66V242H64V241H66L67 240V244L69 243L68 241L70 240V239H72V236H70V238H69V236ZM135 235V236H134ZM196 235V236H195ZM198 235V236H197ZM213 235V236H212ZM226 235H224L225 237H222V238H225L226 239V241H225V243H224V245H222V247H224L225 246V251H227V250H233V248H232V246H235V244L233 245L230 241H228V237L226 236ZM94 236H96V237H94ZM119 236V237H118ZM147 236V237H146ZM148 236H150V237H148ZM159 236H160V238H159ZM191 236H193V237H191ZM219 236H218V238H219ZM68 238V239H66V240H63V239H65V238ZM88 237V238H87ZM91 237V238H90ZM136 237V238H135ZM143 237H144V239H143ZM155 237V238H154ZM164 237H168L167 239L165 238L164 239ZM183 237V238H182ZM206 237V238H205ZM209 237V238H208ZM264 237V236H263ZM262 237V238H263ZM77 238H76V241H77ZM95 238V239H94ZM123 238V239H122ZM134 239V240H132V239ZM142 238V239H141ZM147 238H150V239H148L147 240ZM176 238V239H177ZM188 238V239H187ZM196 238V239H195ZM91 239H93V240H95V241H93V240H91ZM118 241H117V240ZM126 239V240H125ZM146 239V240H145ZM157 240L158 242L157 243H159V244H155V242L154 241H151V240ZM158 239H161V240H158ZM190 239V240H189ZM224 239V240H225ZM98 240V241H97ZM101 240H102V243H101ZM121 240V241H120ZM129 240H131V241H129ZM143 240H145V241H143ZM165 240V241H164ZM166 240L168 241L167 243H166ZM187 242V244H185L186 242ZM189 240V241H188ZM224 240L222 241V242H224ZM263 240H264V238H263ZM261 241V244H262V246H258V247H262V248H260L261 249V251H260V249L259 248H257L256 249V247L253 249V250H251L250 249V247L251 246H248L249 244H247V242L245 243L244 241H242V243H244V244H242V246H241V244L240 243H237L236 245H239V247L241 248V250L239 249V251H242V250H244L243 252H239L238 251V255H236V257L238 258V259H236V262H243V263H245V264H256V261H257V264H264L263 262V260H264V253H262L263 251H264V241ZM71 241V240H70ZM127 241V242H126ZM140 241V242H139ZM146 241H148V242H146ZM161 241V242H160ZM191 241V242H190ZM202 241V242H203ZM228 241V242H227ZM62 242H64L65 243V245L62 243ZM78 242H80V240L78 241ZM96 244V245H94V243ZM142 242V243H141ZM145 244H144V243ZM151 242V243H150ZM162 242H164V244L166 245H163V243ZM201 242V243H202ZM72 243V242H71ZM130 243V244H129ZM133 243V244H132ZM136 243L137 244H142V245H136ZM169 243V244H168ZM172 243V242H171ZM231 243V244H230ZM84 244H87L88 245V247H87V245L86 246H83ZM91 244L93 245V246H96V249H95V247H93L92 249H90L91 247ZM118 244V245H117ZM127 244V245H126ZM153 244V245H152ZM162 244V245H161ZM167 244H168V246H167ZM260 244V245H261ZM103 245V246H102ZM124 245H126V246H124ZM132 245V246H131ZM149 245H152L151 246V248H150V246ZM155 245H157L156 247L157 248H154L153 249V247H155ZM194 245V246H193ZM227 245V246H226ZM70 246V247H69ZM81 246H83V247H81ZM101 246V247H100ZM116 248H115V247ZM131 246V247H130ZM160 246H164V248H162V247H160ZM171 246H172V248H171ZM186 246V247H185ZM197 246V247H196ZM218 246V245H217ZM216 246V248H220L219 249V251H223L224 250V248H223V250L221 249L222 247L221 246H218L217 247ZM80 247H81V249L83 250V251H85V253H83L82 251L80 252ZM84 247H87V248H84ZM101 248V249H99V250H97L98 248ZM104 247V248H103ZM133 247H136V249H135V251L136 250H138L139 248V250H138V252L141 250V253L140 254H142V256H140V254H138L137 252H135V251H133L134 250V248ZM138 247V248H137ZM142 247V248H141ZM166 247V248H165ZM183 249V251L185 252V254H183L184 252L182 251V249ZM189 249H188V248ZM245 247V248H244ZM249 247V248H248ZM74 247H72V249H73ZM85 250H84V249ZM103 248V249H102ZM120 248H122V249H120ZM132 248H133V250H132ZM146 250H145V249ZM159 248H160V251H159ZM175 248H177V249H180L179 251H181V252H179L177 249H175ZM195 248H197L196 250H195ZM228 248V249H227ZM244 248V249H243ZM89 251H87V250ZM95 249V250H94ZM105 249V250H104ZM147 249H148V251H147ZM149 249H151V250H149ZM161 249H163V250H161ZM169 249V250H168ZM173 251H171V250ZM188 249V250H187ZM91 250V251H90ZM92 250L94 251V252H96L95 254H93L94 252H92ZM101 250V251H100ZM117 250V251H116ZM125 250V251H124ZM167 250H168V252H167ZM175 250V251H174ZM190 250H192V251H190ZM198 250H202V251H200V253H199V251ZM247 250V251H246ZM259 250V251H258ZM68 251H71V250H68ZM98 251H100V252H98ZM142 251H143V253H142ZM189 251V252H188ZM195 251L197 252V253H199L198 255L199 256H196L197 254L195 253ZM246 251V252H245ZM251 251H254V252H252V253H249V252H251ZM255 251H258V252H255ZM90 252L92 253V254H90ZM118 252V253H117ZM126 252V253H125ZM135 252V253H134ZM147 252V253H146ZM166 252V253H165ZM170 252L174 255V256H172V255H170V256H168L169 254H170ZM175 252H177V253H175ZM191 252V253H190ZM70 253V252H69ZM73 253V252H72ZM87 253H88V255H87ZM149 253V254H148ZM152 253V254H151ZM178 253H180V254H178ZM247 253L249 254V255H251V256H247ZM253 253L255 254V256H261V257H256L255 258V256H253ZM261 253V254H260ZM81 254V256H83ZM90 254V255H89ZM99 254L102 256H100V257H97V256H99ZM120 254V255H119ZM126 254V255H125ZM131 254V255H130ZM160 254V255H159ZM175 254H177V255H175ZM201 254V255H200ZM204 256H206V257H204ZM218 255L220 254L221 255V252L220 253H217ZM263 254V255H262ZM117 257H116V256ZM150 255V256H149ZM153 255V256H152ZM219 255V256H220ZM81 256H79L80 258H79V262H81V261H83V263L81 262V263H79L78 262V259L76 258V261H77V263H79V264H87V262H90L91 261V259L90 260H86V259H88V257L84 260L83 258H82V260L80 261V259H81ZM120 256V257H119ZM134 256V257H133ZM140 256V258H138ZM145 256V257H144ZM166 256H168V257H166ZM208 256V257H207ZM242 256V257H241ZM245 256H247V257H251V259L252 260H255L256 259V261H250V258L248 259H246V257ZM122 257V258H121ZM125 257V258H124ZM142 257V258H141ZM144 257V258H143ZM149 257V258H148ZM160 257V258H159ZM171 257V258H170ZM175 257H179V258H175ZM182 257V258H181ZM199 257V258H198ZM206 258V259H204V258ZM212 257V258H211ZM214 257V258H213ZM100 258V259H99ZM165 258V259H164ZM168 258V259H167ZM173 258V259H172ZM210 258V259H209ZM241 258V259H240ZM243 258H245L244 260H243ZM116 261H115V260ZM121 259V260H120ZM212 259H214V260H212ZM99 260V261H98ZM101 260V261H100ZM134 260V261H133ZM142 260V261H141ZM166 260V261H165ZM178 260V261H177ZM180 260H181V262H180ZM187 260V261H186ZM209 260L211 261V262H209ZM251 262H249V261ZM169 261H172L171 263L169 262ZM248 261V262H247ZM85 262V263H84ZM99 262V263H98ZM124 262H127V263H124ZM140 262V263H139ZM164 262V263H163ZM197 262V263H196ZM247 262V263H246ZM242 263V264H243ZM53 264V263H52ZM89 264H91V262L89 263Z\"/></svg>",
	"mask_w": 264,
	"mask_h": 264
}]
</instances>
